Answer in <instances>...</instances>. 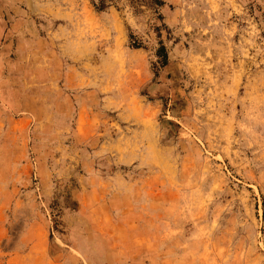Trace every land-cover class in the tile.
Masks as SVG:
<instances>
[{
  "label": "rangeland",
  "instance_id": "1",
  "mask_svg": "<svg viewBox=\"0 0 264 264\" xmlns=\"http://www.w3.org/2000/svg\"><path fill=\"white\" fill-rule=\"evenodd\" d=\"M0 264H264V0H0Z\"/></svg>",
  "mask_w": 264,
  "mask_h": 264
},
{
  "label": "trees",
  "instance_id": "2",
  "mask_svg": "<svg viewBox=\"0 0 264 264\" xmlns=\"http://www.w3.org/2000/svg\"><path fill=\"white\" fill-rule=\"evenodd\" d=\"M134 47H140V45L136 42L132 43ZM156 56L158 57V62L165 64L166 60H167V52H166V48L163 44H159L156 52H155Z\"/></svg>",
  "mask_w": 264,
  "mask_h": 264
}]
</instances>
